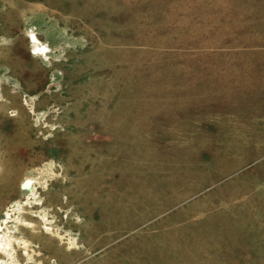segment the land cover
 Returning <instances> with one entry per match:
<instances>
[{"label": "rangeland", "instance_id": "rangeland-1", "mask_svg": "<svg viewBox=\"0 0 264 264\" xmlns=\"http://www.w3.org/2000/svg\"><path fill=\"white\" fill-rule=\"evenodd\" d=\"M17 140L0 224L30 197L68 264H264V0H0V162Z\"/></svg>", "mask_w": 264, "mask_h": 264}, {"label": "bare ground", "instance_id": "bare-ground-1", "mask_svg": "<svg viewBox=\"0 0 264 264\" xmlns=\"http://www.w3.org/2000/svg\"><path fill=\"white\" fill-rule=\"evenodd\" d=\"M8 148H10L9 153L15 154L11 158L9 157L7 160H4L3 163L0 162V164L3 166V172L0 174V199L3 198L7 192L11 193V190L15 186L14 184L18 181L17 178H19V176H21L24 171L23 167H15V162H18L19 159H21L20 157H24L22 156L24 155V145H22V142L20 140L14 141V143L9 145ZM71 173L76 174L78 172L75 169L66 171L67 175ZM69 179L70 180L66 182V184L70 185L69 187L64 183L56 182L58 187L62 188L60 190L67 194V200L65 202L61 201V193H48V198L41 203L39 202L41 204L39 209L47 206L55 207V205L59 206V210L67 209L71 207L72 202L78 196L76 195L77 192L79 193L81 191L84 193V195L87 194L86 190L90 184L89 179L86 178L85 183H78L73 178ZM56 184L55 186H57ZM34 189H37L35 179L27 178L25 180V190L34 192ZM36 197L37 193H34V199H36ZM85 198H87V196H85ZM30 199L31 198L28 197L26 201L15 202V204L11 206V209L6 212V217L0 224V253L7 254L13 261L16 258L12 254V251L16 252V250L20 248L24 254L27 255L28 260L34 258L31 252L38 251L40 254L39 258L44 262V264H51L52 259L56 261V264H68L71 260V257L66 251H68V246L70 243H75L74 240L68 237L67 240L66 234L64 235L56 231L52 227L53 222L49 219V217L38 215L35 212H31L30 209H26L25 206L31 204ZM36 202H38V200ZM14 209L18 213H21L16 219L17 222H24V218L28 220L25 222V227L22 226L17 228L20 233L25 235L23 238L15 236V233L11 232L9 229L8 232L3 231L4 227L6 228L11 222L12 211ZM31 209H33V207H31ZM53 213L56 215L57 211H53ZM79 254H82V251H80ZM4 261L5 260H2V262Z\"/></svg>", "mask_w": 264, "mask_h": 264}]
</instances>
